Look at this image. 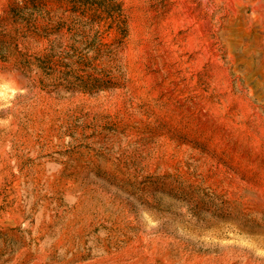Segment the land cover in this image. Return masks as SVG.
I'll return each instance as SVG.
<instances>
[{
	"label": "rangeland",
	"instance_id": "obj_1",
	"mask_svg": "<svg viewBox=\"0 0 264 264\" xmlns=\"http://www.w3.org/2000/svg\"><path fill=\"white\" fill-rule=\"evenodd\" d=\"M226 1L0 0V264H264V8Z\"/></svg>",
	"mask_w": 264,
	"mask_h": 264
},
{
	"label": "bare ground",
	"instance_id": "obj_2",
	"mask_svg": "<svg viewBox=\"0 0 264 264\" xmlns=\"http://www.w3.org/2000/svg\"><path fill=\"white\" fill-rule=\"evenodd\" d=\"M225 1V0H224ZM228 1V0H227ZM226 1V2H227ZM236 2L238 1V2H240V0H235ZM234 2V1H233ZM222 3V2H221ZM228 3H229V1H228ZM227 3V4H228ZM241 3V2H240ZM223 4V3H222ZM229 4H231V3H229ZM218 5H220V4H218ZM254 5L256 6V7H258L259 9H262L263 10V8H264V0H255V2H254ZM222 6V5H221ZM226 6V5H225ZM239 6V5H238ZM250 6V5H249ZM247 7V6H246ZM232 8V7H231ZM230 8V9H231ZM253 9H254V7H253ZM232 10V9H231ZM253 11H255V10H253ZM239 12V11H238ZM260 12V11H259ZM263 12V11H262ZM264 13V12H263ZM262 15V14H261Z\"/></svg>",
	"mask_w": 264,
	"mask_h": 264
}]
</instances>
